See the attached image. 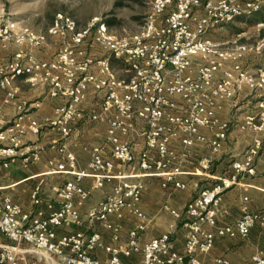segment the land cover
Instances as JSON below:
<instances>
[{
	"label": "built area",
	"instance_id": "1",
	"mask_svg": "<svg viewBox=\"0 0 264 264\" xmlns=\"http://www.w3.org/2000/svg\"><path fill=\"white\" fill-rule=\"evenodd\" d=\"M201 1L154 0L144 29L122 38L109 32L103 23L90 22L79 28L71 16L57 13L47 34L61 36L63 40L54 56L46 60L36 58L31 52L44 44L45 34L27 27L17 28L14 22L0 27V39L12 41L17 46L6 62H0V91L13 98L12 84L21 77L30 84H45L48 94L62 101L47 124L60 134L56 172L74 174L79 179L90 176L96 187L116 180L101 202L86 213L91 229L96 224L101 225L112 231L113 241H118L120 227L111 216L120 218L128 212L138 220L145 218L139 207L143 178L160 177L163 188L183 189L185 184L176 177L182 173L181 165L189 159L194 143L207 142L212 154L220 150L228 124L217 117L216 100H232L238 88L245 84L257 99L256 113L247 117L243 126L257 132L264 130V57L252 74L240 64L243 56L250 52L247 46L222 49L209 37L213 29L233 22L240 15L257 11L260 1L251 0L242 6L229 0L207 1L203 6L204 14L197 15L192 8L199 6ZM171 2L173 9L167 11ZM84 44L100 46L110 57L122 59L132 76L118 79L112 73L108 59H95L86 52ZM255 49L264 53L260 46ZM195 56L200 62L192 74ZM227 61H230L229 69L222 70L220 77L215 78ZM94 64H98L97 74L90 73ZM89 86L96 92L104 91V94L98 110L85 113L79 105ZM101 116L105 117L110 129V153L105 157L102 147H93L88 172H77L75 156L64 143L69 135V123L96 120ZM137 122L144 124V145L135 155L131 144L120 140V136L133 132ZM30 127L34 134L43 128L35 121H31ZM200 128L214 135L206 138L199 133ZM177 131L182 133L179 154L170 149ZM23 132L19 116L2 129L0 114V141L7 139L10 142V145H0V166L7 167L15 159L16 143ZM262 151L264 142L254 139L241 157L230 163L228 174L199 189L181 212L163 207L181 220L182 251L173 248L175 230L141 244L139 238L144 230L141 223L127 232L123 245L104 244L95 229L88 234L71 230L80 222L78 205L90 195L79 181H66L58 188L56 194L60 204L46 217L34 215L29 210L22 211L0 189V234L7 240L0 243V264H19L16 254L22 243L36 255L30 264H101L92 255L96 249L106 254L105 264H204L199 254L210 252L216 239L247 238L253 228H264V209L251 211L246 205L230 224H219L216 219L222 195L241 178L255 174V161ZM115 164L123 172L114 174ZM212 164L210 156L196 161L198 170L206 174ZM128 167H136L137 172L127 173ZM31 200L39 203L37 190L31 193ZM243 201L247 202L248 198L244 197ZM59 229L70 231L57 235ZM135 257L139 260L132 261ZM209 264L232 263L226 257H215ZM251 264H264V253L253 254Z\"/></svg>",
	"mask_w": 264,
	"mask_h": 264
},
{
	"label": "crops",
	"instance_id": "2",
	"mask_svg": "<svg viewBox=\"0 0 264 264\" xmlns=\"http://www.w3.org/2000/svg\"><path fill=\"white\" fill-rule=\"evenodd\" d=\"M51 21L44 28H35V32L43 33L46 36L44 44L39 48L31 49L33 55L40 59H50L57 52L58 45L63 40L61 36L47 34ZM222 49L226 48L225 42H217ZM84 49L95 59H108L112 73L118 79H129L132 71L122 59H115L109 56V52L100 46L84 44ZM17 46L12 42H4L0 39V62L4 63L16 50ZM198 56L194 57L191 73H195L196 65L199 63ZM242 67L254 74L260 65V60L249 56L246 53L240 60ZM230 61H227L222 69L216 73L219 78L222 70L229 69ZM90 73H98V64L90 67ZM13 98H8L6 92L0 91V114L1 125L4 129L13 118L19 116L23 127V134L16 143L17 156L13 158L7 167L0 166V189L9 199L18 205L22 211H31L34 215L41 217L48 216L60 204L56 191L66 181H79L90 193L88 199L78 205L80 222L74 225L71 230L91 233L97 230L101 234L104 244L123 245L126 241L127 232L133 229L137 223L143 224L144 230L139 241L141 244L150 238L164 232L175 230L173 248L183 250L184 237L179 228L181 220L171 215L163 207L167 206L181 212L186 203L196 195L199 189L212 185L220 176L227 175L230 163L241 157L243 151L254 139L258 138L264 142V130L255 131L251 127L243 126L247 117L256 113L257 96L243 84L241 85L232 100L218 99L215 102V113L221 122L228 124L226 138L217 153L212 154L207 142H195L191 147L189 159L181 166L182 173L176 178L185 184L183 189H174L172 186L163 188L160 177L143 178V189L139 207L145 215L143 220H138L132 214L124 212L120 218L111 216V220L120 227L118 241L112 240V231L105 230L101 225L96 224L94 228L88 225L86 213L90 208L96 207L101 200L110 192L114 180L105 183L102 187H96L94 179L90 176L77 178L74 174L56 172V164L60 158L59 138L57 129L47 126L48 122L55 116V108L62 104L58 98L48 94L47 86L42 83L30 84L23 78H17L13 84ZM104 91L96 92L91 86L86 90L85 99L79 108L85 112L98 110V105L103 97ZM21 109H18V108ZM31 121L43 126L38 134L31 131ZM69 135L64 139L65 147L73 153L76 159L77 172H88V163L91 150L95 146L102 147V153L107 157L110 153L108 137L110 129L105 117L101 116L96 120H73L69 123ZM144 124L137 122L133 132L127 136H120V140L128 141L133 147L135 155L139 153L144 145L142 131ZM199 133L206 138L212 137L213 133L205 128H200ZM182 133L177 131L172 138L170 149L179 154L182 150ZM0 145H10L5 139ZM203 156H210L213 164L209 173H202L196 166V161ZM127 173H136V167L125 169ZM123 172L118 165H114L113 173ZM37 190L39 203L31 200V193ZM248 201L244 202L243 198ZM77 197L74 196V201ZM247 206L251 211L264 209V151L260 153L255 161V174L245 176L227 190L221 197L217 208V220L219 224H230L241 214V209ZM70 229H59L57 235L66 233ZM7 240L0 234V243ZM17 251L19 264H30L36 255L29 251V246L20 244ZM256 252L264 253V228L255 227L247 238L223 237L215 240L210 252L199 254L204 264H209L215 257H226L232 264H251V257ZM101 264L106 262V254L101 249L92 251ZM132 261H138L135 257Z\"/></svg>",
	"mask_w": 264,
	"mask_h": 264
},
{
	"label": "rangeland",
	"instance_id": "3",
	"mask_svg": "<svg viewBox=\"0 0 264 264\" xmlns=\"http://www.w3.org/2000/svg\"><path fill=\"white\" fill-rule=\"evenodd\" d=\"M154 0H0V27L14 22L15 27H27L35 32V28H44L53 21L57 13L71 16L77 27L81 28L90 22L109 21L108 31L118 38L131 37L140 33L146 18L152 12ZM216 3L220 0H202L193 7L197 15L204 14V3ZM232 4L242 6L251 0H229ZM260 1L257 11L243 14L233 22L213 29L209 33L211 40L225 42L226 48L245 45L250 49L249 56L259 59L264 53L256 51V47L264 48V0ZM173 9L169 4L167 11ZM51 25V24H50ZM59 46V45H58ZM248 53V52H247Z\"/></svg>",
	"mask_w": 264,
	"mask_h": 264
},
{
	"label": "trees",
	"instance_id": "4",
	"mask_svg": "<svg viewBox=\"0 0 264 264\" xmlns=\"http://www.w3.org/2000/svg\"><path fill=\"white\" fill-rule=\"evenodd\" d=\"M239 17V16H238ZM237 17V18H238ZM236 19V18H235ZM107 28L109 27V26H111V22H109V21H106V22H102Z\"/></svg>",
	"mask_w": 264,
	"mask_h": 264
}]
</instances>
